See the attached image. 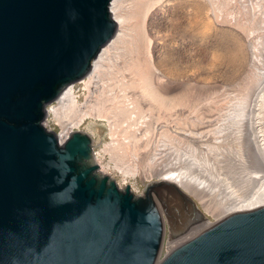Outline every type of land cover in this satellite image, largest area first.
I'll return each instance as SVG.
<instances>
[{"label": "water", "instance_id": "water-1", "mask_svg": "<svg viewBox=\"0 0 264 264\" xmlns=\"http://www.w3.org/2000/svg\"><path fill=\"white\" fill-rule=\"evenodd\" d=\"M110 0H0V264H264V204L228 214L159 258L168 199L98 171L92 139L59 143L45 106L82 79L113 37ZM156 198L154 200V198ZM158 204V205H157Z\"/></svg>", "mask_w": 264, "mask_h": 264}, {"label": "rangeland", "instance_id": "rangeland-1", "mask_svg": "<svg viewBox=\"0 0 264 264\" xmlns=\"http://www.w3.org/2000/svg\"><path fill=\"white\" fill-rule=\"evenodd\" d=\"M144 2L145 0L118 1L115 15L111 16L123 17L125 20L119 28L116 26L115 36H120L113 44L105 46L107 48L98 61L97 69L93 72L91 70L87 78L83 77L82 83L72 84L71 102L65 107L58 99L50 103H56L53 107L57 112L53 115L56 121L49 116V130L55 133L61 127L64 129L72 126L68 129L88 134L92 139L93 162L99 166V171H105L118 188L127 185L133 195H140L148 182H157L166 176V170L174 161L175 142L180 148L190 145V139H182L176 133L173 134L172 130H194L201 135L207 133L233 106L234 98L251 94L264 82V0H207L206 15L217 29L213 34H203L199 20L192 22L189 31H184V34L179 31L180 21L178 27L176 25L172 31L157 32L159 40L165 41L170 36L176 40H186L188 52L202 57L195 64L201 67L195 69L196 71L189 65L182 67L175 52L172 55L174 60L171 58L168 64H155L148 40L140 34ZM149 36L146 35L151 39ZM235 50H238V55L235 54L234 57ZM212 51L222 55L219 68L211 69L214 74L209 68L208 72L206 70L208 54ZM241 56L246 57L247 61L242 58L245 63L238 60ZM169 71L172 77L177 73V79L168 77ZM203 72H210L212 76L203 78L200 76ZM152 85H158L162 95L177 99V113L168 112L155 102L150 94ZM162 134L172 136L174 143L161 146ZM183 193L203 217L191 224L186 233L197 225L190 234L224 217L225 209L220 210L213 204L200 203L191 193ZM168 207V218L158 209L163 226L159 258L178 241L190 237H187L188 234L181 238L186 234L183 233V236L170 241L168 234L179 232L194 218L193 208L184 200L170 197Z\"/></svg>", "mask_w": 264, "mask_h": 264}, {"label": "bare ground", "instance_id": "bare-ground-1", "mask_svg": "<svg viewBox=\"0 0 264 264\" xmlns=\"http://www.w3.org/2000/svg\"><path fill=\"white\" fill-rule=\"evenodd\" d=\"M118 1L120 0H110L108 4L110 16L111 14H114V11L117 8ZM206 1L207 0H145L141 17L142 24L140 27V34L142 35V38H145L146 41L148 40V45L151 49V53H153L154 56L153 61L156 65L160 62L168 64L175 52L177 55L176 59L182 67L186 68L189 65L194 70L201 68L195 65L198 63L201 55L197 56V54L196 56H194L189 53L188 46H186V40H176L174 37L170 36L168 38L166 37L167 39L164 41L159 40L160 38H157L156 35L160 30H166L167 32L174 30L176 28V25L178 27L179 21V28L181 29H179V31L183 32L180 34H184V31H189L188 28L190 25H192V22H197V20H199L201 31L203 34H209L212 32L215 33V30L217 29L214 27V25L206 15L208 12ZM114 15L113 17L111 16L115 24L114 35L110 39V41L101 48L96 58L91 62L90 70L84 76L85 78H87V75L91 70L93 72L95 68L97 69L98 61L99 59H101L103 52L108 46L113 44L118 36H120L119 34H116L115 36L116 26H118L119 28L120 25L125 22V20L123 19V17L117 18ZM147 34L151 36V39H148L146 37ZM236 51L238 50H235L233 52L234 57L238 55ZM208 55L209 57L207 58L208 62L206 64V70L208 72L209 68L211 72L214 68H219V59L222 55H219V52L216 51H212ZM242 58L243 57L241 56V58L239 57L238 60L241 59L240 61H242V63H245L243 59L246 60V57L243 59ZM171 68L174 69L173 67ZM169 70L171 69L169 68ZM206 70L204 71L206 72ZM198 71L201 72V70ZM209 73L204 74L203 72V75L200 76H203V78H205L206 76L211 77L212 74H214L211 72L212 74L210 73V75ZM171 74L172 73L169 71L168 77H172L173 75L171 76ZM176 74L177 73H175V77L172 78L177 79L178 75L176 77ZM83 81L84 80H82L81 82ZM70 88L72 91V87L68 86L55 99V101H57L58 99L64 105V107L72 101ZM150 88L151 97L155 99V102L157 104L162 106L168 112L172 111L174 113H177L178 102L175 97H167L162 95L160 93L161 90H159L158 85H152ZM168 89L170 88L168 87ZM232 103L233 106L228 109L225 114L223 113L224 115H222L221 120H219L213 128L209 129L207 133L201 135L200 132H195L194 130H188L187 132H176L175 130H172L173 134L176 133L178 137L182 139H190V145L188 144L189 146L186 148H180L176 144V142L173 145L175 148L174 161L172 162L171 167L166 170V176H163L160 180L158 179L159 181H157L165 184V186L156 188L155 192L159 195L157 196V199L153 197L154 200H158L159 205H162V200L165 198L167 193L174 194L175 190H178L182 194H184L183 192H189V194L191 193L192 195L197 197L200 203H206V205L213 204L220 210L225 209L226 212H224V216L239 211L251 210L264 204V82L257 89L251 92V94L248 93V95H241L240 97L234 98V101ZM55 105L56 103L51 104L46 108L47 115L52 116L53 119V115H56L57 113L56 110L53 109ZM68 128L63 129L61 127L60 134L63 135V133L68 130ZM162 136L163 140L160 141V143H162L161 146L166 147L169 143H174V141L171 140L172 136L170 137L163 134ZM100 170L103 174H106L105 171H103L102 169ZM197 227L198 225L189 230V232L184 234V236L182 235L183 237H180L184 238L188 234L189 235L187 237H191L197 232L206 228L201 227V229H199L198 231L192 232L190 234V232ZM185 238L183 239V241L187 239ZM181 242V240L178 241L176 245Z\"/></svg>", "mask_w": 264, "mask_h": 264}, {"label": "built area", "instance_id": "built-area-1", "mask_svg": "<svg viewBox=\"0 0 264 264\" xmlns=\"http://www.w3.org/2000/svg\"><path fill=\"white\" fill-rule=\"evenodd\" d=\"M83 79V78H82ZM82 79H80V80H78L77 82H75V83H82L81 82V80ZM70 87H72L73 85L71 84V85H69ZM49 105H51L50 103H49ZM49 105H46L45 106V114H44V118H43V121H42V126L45 128V129H47V130H49V125H50V120H49V116L50 115H47V113H46V108L49 106ZM72 130H66L64 133H63V135L62 134H60V130L58 131V132H54V134H55V137H56V139H57V141L60 143L66 136H67V134L69 133V132H71ZM96 164V163H95ZM96 166H97V169L99 168V166L96 164Z\"/></svg>", "mask_w": 264, "mask_h": 264}]
</instances>
